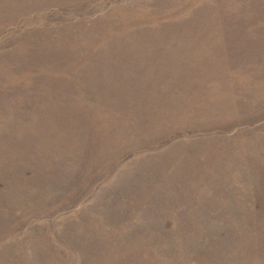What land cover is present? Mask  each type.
Instances as JSON below:
<instances>
[{
    "label": "rangeland",
    "instance_id": "1",
    "mask_svg": "<svg viewBox=\"0 0 264 264\" xmlns=\"http://www.w3.org/2000/svg\"><path fill=\"white\" fill-rule=\"evenodd\" d=\"M0 264H264V0H0Z\"/></svg>",
    "mask_w": 264,
    "mask_h": 264
}]
</instances>
